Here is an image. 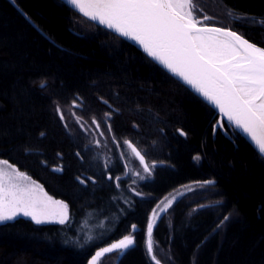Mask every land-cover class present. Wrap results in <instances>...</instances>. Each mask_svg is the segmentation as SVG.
Wrapping results in <instances>:
<instances>
[{
	"label": "trees",
	"instance_id": "1",
	"mask_svg": "<svg viewBox=\"0 0 264 264\" xmlns=\"http://www.w3.org/2000/svg\"><path fill=\"white\" fill-rule=\"evenodd\" d=\"M196 3L199 18L212 17L206 24L264 48V0ZM71 103L80 105L83 119L97 120L106 134L127 139L155 163L153 174L137 184L141 195L131 190L115 147L107 161L89 135L69 132L57 118L55 106ZM218 118L132 44L60 0H0V159L65 202L70 214L65 225L23 217L0 225V264H87L133 224L135 245L116 264H152L145 230L157 200L206 180L215 183L205 186V207L194 211L182 200L156 223L153 238L169 257L163 260L264 264V162L227 123L214 131ZM101 233L84 244L87 235Z\"/></svg>",
	"mask_w": 264,
	"mask_h": 264
},
{
	"label": "snow or ice",
	"instance_id": "2",
	"mask_svg": "<svg viewBox=\"0 0 264 264\" xmlns=\"http://www.w3.org/2000/svg\"><path fill=\"white\" fill-rule=\"evenodd\" d=\"M62 3L69 10L138 45L152 62L166 70L177 83L218 110L220 116L227 119L228 127L242 136L253 148L257 158L264 162V48L257 47L229 29L208 26L205 22L212 17L204 15L198 18L196 0H62ZM45 86L46 82L40 85L41 88ZM56 111L60 113L59 107ZM115 111L106 112L105 117L111 119ZM77 123H80L79 118ZM92 123L99 131L98 121L93 119ZM223 127L222 121L218 120L214 131ZM108 130H112L110 125ZM40 135L43 137L45 133L41 132ZM180 135L185 133L181 131ZM96 143L99 145V141ZM124 144L139 160L143 172L151 176L155 163L149 165L145 154L132 142L125 140ZM30 150L25 149L26 152ZM194 159L198 161L200 157ZM53 171L60 172L62 169L54 168ZM77 179L81 184L85 183L84 179ZM87 179L92 180V177ZM116 179L119 181L120 178ZM196 183L204 187L215 182L206 180ZM182 187L187 192L195 191L188 185ZM184 194L178 192L167 200L160 212L167 211ZM216 203L221 204L219 201ZM158 215L159 212L153 209L147 224L146 250L155 264H160V261L153 254L151 237ZM21 216L30 218L37 225L46 222L65 225L70 220L69 207L65 202L53 200L25 173L7 160H0V225ZM229 219L230 216L226 215L221 223ZM131 227L132 232L96 251L88 264H96L98 258L113 251L123 254L132 248L137 226L133 224ZM103 235H87L84 244L102 239ZM74 243L80 248L84 247L78 240Z\"/></svg>",
	"mask_w": 264,
	"mask_h": 264
},
{
	"label": "rangeland",
	"instance_id": "3",
	"mask_svg": "<svg viewBox=\"0 0 264 264\" xmlns=\"http://www.w3.org/2000/svg\"><path fill=\"white\" fill-rule=\"evenodd\" d=\"M198 18H199V16H198ZM234 18L235 19H238L240 21L243 20V17H241V16H234ZM207 25H209V24H207ZM210 25H212V24H210ZM212 26H215V25H212ZM74 104L75 105H78V106L74 107L73 106ZM58 107L60 109V113H58L56 111V109ZM79 110H80V105L78 103H71L69 106H66V107H61L59 105H56L55 106L56 116L62 122V124L64 126H67L65 128L69 132H73V129L74 128H78L80 131H82L85 134L89 135L90 138H91V142L94 145V147L103 154V156L105 157V159L107 161L109 159L110 151H111V148L112 147H115L120 152V155H121V157L123 159V162H124V165H125V173H126L125 175L127 177L131 178V181H132L131 182V185H130L131 190L134 193H140L139 190L137 189V184L140 181L149 178L150 176H148L146 173L143 172V167L140 165L139 160L131 153V150L128 149L127 145L124 144V141L127 140V139H124L121 142L120 141H117L116 139H114V137H113V135L111 133H107L106 134L103 131V129H102V127H101L100 124H99V131H97L96 125H94L92 123L93 119H90V120L83 119L80 116V114H79ZM61 114H63V120H61ZM77 118L80 119V123H77ZM218 120H220V119H218ZM81 124L83 125V128H81ZM220 129L221 130H224V128H220ZM96 141H99V145H97ZM138 150H140V149L138 148ZM146 162L149 165H152L153 164V163L148 162L147 160H146ZM141 176H143L144 179H140ZM30 181H34V180H32L30 178ZM187 185L193 187L195 189V191L187 192L181 186V187H178V188L172 190L170 193L166 194L165 196L163 195V197H161V198H159L157 200V202H156V204H155V206H154L153 209H156L157 212H159V215L157 216V219H156V222H155V224L153 226V229H154L156 223L158 222V220L162 216H165V217L166 216H169L171 209L173 208L174 205H176L177 202H180V201L183 200V201H185V202H187L189 204L194 205V206H192L193 209H196L197 210V209H201L202 208L201 207L202 206V203H203L202 201L206 197V193L204 192L205 186L204 187H200L198 184H187ZM183 186H185V185H183ZM44 192H45V190H44ZM178 192H184L185 194L182 195V196H180L167 209V211L160 212V209L163 208L164 204L167 203V200L172 199V197L175 196V195H177ZM37 195H39L38 192H37ZM140 195H141V193H140ZM51 198L53 200H58V199H55L53 197H51ZM153 209L150 212L149 217L152 215ZM149 217H148V221H149ZM23 218H26V219L31 220L30 218H27V217H23ZM46 223H54V222H46ZM42 224H44V223H42ZM145 233H146V238H145V252H146V255H147L148 259L150 260V262L152 264H155V261L152 260V258L148 255L147 250H146L147 241H148L147 226H146ZM151 239L153 241V254L156 256V259L160 261V264H166V262H167L166 260L169 257H168V255H167V253L165 251H163L160 248H158V246H157V244H156V242H155V240L153 238V232H152ZM121 255L122 254L119 253L118 251H114V252H112L110 254H107V255L103 256L96 264H116L118 258ZM163 258H167V259L163 260Z\"/></svg>",
	"mask_w": 264,
	"mask_h": 264
},
{
	"label": "water",
	"instance_id": "4",
	"mask_svg": "<svg viewBox=\"0 0 264 264\" xmlns=\"http://www.w3.org/2000/svg\"><path fill=\"white\" fill-rule=\"evenodd\" d=\"M61 2H62V0H60ZM77 14H79L78 12H76ZM80 16H82L81 14H79ZM83 17V16H82ZM85 18V17H84ZM85 19H87V18H85ZM88 20V19H87ZM88 21H90V22H92V23H94V24H96L97 26H99V27H102L103 29H105V30H107V31H109L110 32V30H108V29H106V28H104L103 26H101V25H99L98 23H96V22H93V21H91V20H88ZM208 26H210V27H218V26H212V25H208ZM227 29V28H226ZM229 30H231V29H229ZM231 31H233V30H231ZM234 32H236V31H234ZM112 33V32H111ZM237 33V32H236ZM114 35H116L115 33H113ZM237 34H239V33H237ZM240 35V34H239ZM117 36V35H116ZM241 37H243L242 36V34L240 35ZM119 37V36H118ZM119 38H121V39H123V40H125V41H127L128 43H130V44H132L134 47H136L139 51H141L143 54H145L146 55V53H144L143 52V50L141 49V48H139V46L138 45H136L134 42H132V41H129V40H127V39H125V38H122V37H119ZM244 38V37H243ZM244 39H246V38H244ZM247 40V39H246ZM249 41V40H248ZM250 43H252L251 41H249ZM254 44V43H253ZM256 45V44H255ZM257 47H260V48H262L261 46H259V45H256ZM147 56V55H146ZM149 58V57H148ZM149 59H151V58H149ZM159 66V65H158ZM160 67V66H159ZM162 69V68H161ZM164 70V69H163ZM164 71H166V70H164ZM169 74V73H168ZM170 75V74H169ZM175 79V78H174ZM191 91V90H190ZM196 95V94H195ZM209 106V105H208ZM211 107V106H210ZM212 108V107H211ZM212 109H214V108H212ZM214 112L216 113V115L219 117L218 119H220L221 121H223V122H225V123H227L228 124V122H227V119L226 118H222L221 116H220V114H219V112H218V110H215L214 109ZM114 242H116V241H114ZM113 243V242H112ZM111 244V243H110ZM110 244H108V245H110ZM108 245H106V246H108ZM106 246H104V247H106ZM103 248V247H102ZM101 249V248H100ZM99 250V249H98ZM97 250V251H98ZM96 252V251H95ZM114 252V251H113ZM95 254V253H94ZM93 254V255H94ZM110 254V253H109ZM92 255V256H93ZM105 255H107V254H105ZM104 255V256H105ZM102 258V257H101ZM101 258H98L97 259V262L101 259ZM91 259V258H90ZM89 261V260H88ZM96 262V263H97ZM87 264H88V262H87Z\"/></svg>",
	"mask_w": 264,
	"mask_h": 264
}]
</instances>
